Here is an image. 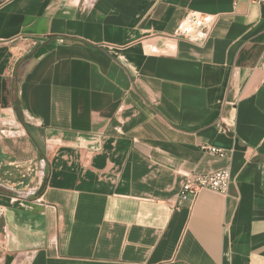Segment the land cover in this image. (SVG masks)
<instances>
[{"label": "crops", "instance_id": "obj_1", "mask_svg": "<svg viewBox=\"0 0 264 264\" xmlns=\"http://www.w3.org/2000/svg\"><path fill=\"white\" fill-rule=\"evenodd\" d=\"M263 59L248 0H0V264H264Z\"/></svg>", "mask_w": 264, "mask_h": 264}, {"label": "built area", "instance_id": "obj_2", "mask_svg": "<svg viewBox=\"0 0 264 264\" xmlns=\"http://www.w3.org/2000/svg\"><path fill=\"white\" fill-rule=\"evenodd\" d=\"M236 2L241 0H235ZM260 6H264V0H248ZM203 23V19L198 14H191L187 19V27L179 32L182 38H188L191 33L199 28ZM259 69L264 71V59L259 64ZM202 149L213 153L215 155L223 156L225 152L221 149H216L208 145L202 146ZM232 184V175L230 170H222L210 174H197L190 175L185 183L182 185L179 195L178 204L182 205L186 202L193 201L202 190H210L215 193L226 196L229 193ZM179 208V206H178Z\"/></svg>", "mask_w": 264, "mask_h": 264}, {"label": "trees", "instance_id": "obj_3", "mask_svg": "<svg viewBox=\"0 0 264 264\" xmlns=\"http://www.w3.org/2000/svg\"><path fill=\"white\" fill-rule=\"evenodd\" d=\"M14 101H15V108H16L17 115H18V117H20V113H19V101H18V98H17L16 91L14 93Z\"/></svg>", "mask_w": 264, "mask_h": 264}, {"label": "rangeland", "instance_id": "obj_4", "mask_svg": "<svg viewBox=\"0 0 264 264\" xmlns=\"http://www.w3.org/2000/svg\"><path fill=\"white\" fill-rule=\"evenodd\" d=\"M5 128V127H4Z\"/></svg>", "mask_w": 264, "mask_h": 264}]
</instances>
